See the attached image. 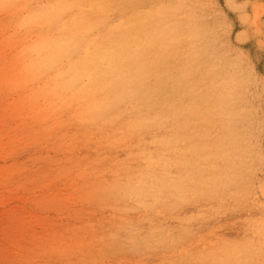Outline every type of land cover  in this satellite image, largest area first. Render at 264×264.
I'll return each mask as SVG.
<instances>
[{
	"label": "rangeland",
	"instance_id": "obj_1",
	"mask_svg": "<svg viewBox=\"0 0 264 264\" xmlns=\"http://www.w3.org/2000/svg\"><path fill=\"white\" fill-rule=\"evenodd\" d=\"M0 264H264V0H0Z\"/></svg>",
	"mask_w": 264,
	"mask_h": 264
}]
</instances>
